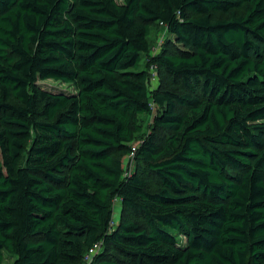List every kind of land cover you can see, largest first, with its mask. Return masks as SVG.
Instances as JSON below:
<instances>
[{
  "label": "trees",
  "instance_id": "obj_1",
  "mask_svg": "<svg viewBox=\"0 0 264 264\" xmlns=\"http://www.w3.org/2000/svg\"><path fill=\"white\" fill-rule=\"evenodd\" d=\"M95 244L90 264H264V0H0V264Z\"/></svg>",
  "mask_w": 264,
  "mask_h": 264
},
{
  "label": "rangeland",
  "instance_id": "obj_2",
  "mask_svg": "<svg viewBox=\"0 0 264 264\" xmlns=\"http://www.w3.org/2000/svg\"><path fill=\"white\" fill-rule=\"evenodd\" d=\"M118 1L121 2L122 0H118ZM169 39H170V36H169L165 27L154 25L152 28L151 35H150L151 52L153 54H155V53H158L159 51H161L164 47H166L168 45ZM160 81H162V83H163V81L166 82L167 80L164 76H162L161 74H158V76H156V79L154 81H152L151 87L152 88L157 87L159 85ZM39 83L42 86V88L51 90L53 92H59V91L73 92L75 90V88L72 84L65 83V82H62L60 80H55V79L41 80V81H39ZM167 85H169V84L167 83ZM169 86L172 87L171 85H169ZM150 118H151V115H147V114L141 115V123H142V128H143L144 134L148 133L149 129H151ZM166 136H167L166 132L160 131L159 141L162 142ZM139 140H138V143H139ZM120 157L126 165L131 167V170L136 169V167L138 165L136 160H134L133 158H129L128 154H126V153H123V154L121 153ZM151 177H152V175H151ZM123 213L124 212H123V209L121 207V204L119 203V201H116L115 207H114V215H113V219H114L115 224H117V222H119ZM179 238H180V242L185 245L186 244L185 237L180 236ZM101 250H102V248H101Z\"/></svg>",
  "mask_w": 264,
  "mask_h": 264
},
{
  "label": "built area",
  "instance_id": "obj_3",
  "mask_svg": "<svg viewBox=\"0 0 264 264\" xmlns=\"http://www.w3.org/2000/svg\"><path fill=\"white\" fill-rule=\"evenodd\" d=\"M152 79H155V75L152 77ZM134 153H131L129 157H133ZM101 250V246L98 244H95L89 251V253L85 257V263L84 264H90L92 261L95 253Z\"/></svg>",
  "mask_w": 264,
  "mask_h": 264
},
{
  "label": "bare ground",
  "instance_id": "obj_4",
  "mask_svg": "<svg viewBox=\"0 0 264 264\" xmlns=\"http://www.w3.org/2000/svg\"><path fill=\"white\" fill-rule=\"evenodd\" d=\"M130 158H133V157H130Z\"/></svg>",
  "mask_w": 264,
  "mask_h": 264
}]
</instances>
